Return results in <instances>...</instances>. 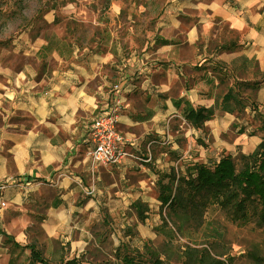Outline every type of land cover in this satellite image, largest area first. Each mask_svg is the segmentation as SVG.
Listing matches in <instances>:
<instances>
[{
  "label": "crops",
  "instance_id": "obj_1",
  "mask_svg": "<svg viewBox=\"0 0 264 264\" xmlns=\"http://www.w3.org/2000/svg\"><path fill=\"white\" fill-rule=\"evenodd\" d=\"M120 9L111 3L92 45L61 48L55 32L59 46L37 35L31 56H0V227L19 244L35 218L60 251L96 247L106 206L158 203L164 173L247 154L261 139L235 113L216 109L197 127L186 109L213 106L229 87L247 98L238 83L256 82L253 107L264 116V0H162L141 25ZM116 100L128 153L94 166L88 127Z\"/></svg>",
  "mask_w": 264,
  "mask_h": 264
},
{
  "label": "rangeland",
  "instance_id": "obj_2",
  "mask_svg": "<svg viewBox=\"0 0 264 264\" xmlns=\"http://www.w3.org/2000/svg\"><path fill=\"white\" fill-rule=\"evenodd\" d=\"M161 1L0 0V56H31L26 51L31 49L29 43L37 35L50 37V42L59 46L54 38L55 32L64 35L61 48L66 49V44L73 40L92 45L103 28L102 21H111L108 12L111 3L121 6L123 21L135 18L141 25L144 20L154 18ZM139 9L143 11L139 13ZM256 70L255 65L250 64L249 73L257 76ZM254 96L255 90L251 88L246 101L249 106H257ZM248 116L244 121L249 129L263 137L262 114L251 110ZM124 207L106 206L104 225L94 226L95 234L100 231L97 246L83 252L69 254L67 250L60 251L44 237L40 219L35 218H29L31 220L25 226V241L33 243L47 260L75 258L76 264H122L117 260V254L131 255L139 264H149V253L157 255L164 264H264V233L251 223L239 227L222 212L209 209L201 226L191 220L179 231L175 224L172 225L166 207H161L160 201L142 205L143 212L136 214L137 218L134 214L137 211ZM161 225L165 230H172L168 236L159 232ZM4 234L0 227V264H8L9 260L12 264H21L29 251L26 249L20 255L14 250L11 254V244ZM51 247L52 252L48 251Z\"/></svg>",
  "mask_w": 264,
  "mask_h": 264
},
{
  "label": "trees",
  "instance_id": "obj_3",
  "mask_svg": "<svg viewBox=\"0 0 264 264\" xmlns=\"http://www.w3.org/2000/svg\"><path fill=\"white\" fill-rule=\"evenodd\" d=\"M238 86H242L241 91H244L246 88L256 87L257 83L240 82ZM246 101L247 98L240 95L239 88L236 91L229 87L221 98L215 99L213 106H199L196 109L188 106L186 112L187 116L192 117L193 125L202 127L216 109L235 113L237 118L245 117V107H250L256 113V108L249 106ZM262 118L264 125L263 115ZM250 133L254 134L255 130ZM156 188L159 191L157 199L160 206L166 207L172 225L175 224L179 231L191 220L201 226L204 214L209 209H214L225 214L236 226L251 223L264 233V136L247 154H225L212 166L194 163L185 174L171 169L156 181ZM132 207L137 215L143 212L139 201L134 202ZM159 227V232L167 236L172 231L170 228L163 229L162 225ZM4 235L11 244V254L14 250L20 255L26 249L29 251L21 264H76L75 258L47 260L33 243L19 244L8 234ZM116 256L122 264H139L131 255ZM148 262L164 264L157 255L151 253ZM8 264H12L11 260Z\"/></svg>",
  "mask_w": 264,
  "mask_h": 264
},
{
  "label": "built area",
  "instance_id": "obj_4",
  "mask_svg": "<svg viewBox=\"0 0 264 264\" xmlns=\"http://www.w3.org/2000/svg\"><path fill=\"white\" fill-rule=\"evenodd\" d=\"M122 110L119 101H115L107 110L96 115L88 127V156L94 166L112 167L127 156V145L130 143L117 129L119 112ZM10 183L17 184L12 181ZM8 182L0 184L3 189ZM4 202H0L3 205Z\"/></svg>",
  "mask_w": 264,
  "mask_h": 264
}]
</instances>
